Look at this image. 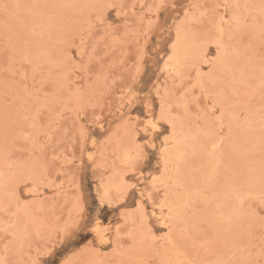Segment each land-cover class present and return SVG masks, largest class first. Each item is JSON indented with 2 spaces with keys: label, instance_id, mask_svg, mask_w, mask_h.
<instances>
[{
  "label": "rangeland",
  "instance_id": "obj_1",
  "mask_svg": "<svg viewBox=\"0 0 264 264\" xmlns=\"http://www.w3.org/2000/svg\"><path fill=\"white\" fill-rule=\"evenodd\" d=\"M0 264H264V0H0Z\"/></svg>",
  "mask_w": 264,
  "mask_h": 264
},
{
  "label": "snow or ice",
  "instance_id": "obj_2",
  "mask_svg": "<svg viewBox=\"0 0 264 264\" xmlns=\"http://www.w3.org/2000/svg\"><path fill=\"white\" fill-rule=\"evenodd\" d=\"M155 131L157 130V125L156 123L153 121V120H148L146 123H145V127H144V131L147 133L149 131ZM99 224V222H97V225ZM93 231H96L97 234L99 235L100 232H99V227L93 229Z\"/></svg>",
  "mask_w": 264,
  "mask_h": 264
}]
</instances>
